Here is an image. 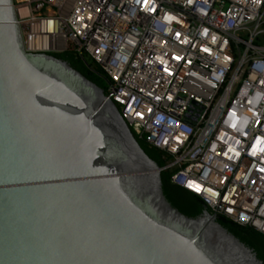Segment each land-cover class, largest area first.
I'll use <instances>...</instances> for the list:
<instances>
[{"label": "water", "instance_id": "water-1", "mask_svg": "<svg viewBox=\"0 0 264 264\" xmlns=\"http://www.w3.org/2000/svg\"><path fill=\"white\" fill-rule=\"evenodd\" d=\"M105 90L28 53L0 0V264H264L208 209L168 200Z\"/></svg>", "mask_w": 264, "mask_h": 264}, {"label": "built area", "instance_id": "built-area-1", "mask_svg": "<svg viewBox=\"0 0 264 264\" xmlns=\"http://www.w3.org/2000/svg\"><path fill=\"white\" fill-rule=\"evenodd\" d=\"M28 53L101 68L172 182L264 235V0H14Z\"/></svg>", "mask_w": 264, "mask_h": 264}, {"label": "trees", "instance_id": "trees-1", "mask_svg": "<svg viewBox=\"0 0 264 264\" xmlns=\"http://www.w3.org/2000/svg\"><path fill=\"white\" fill-rule=\"evenodd\" d=\"M53 56L68 62L73 68L82 73L89 80L97 84L99 87L104 88L103 81H105V75L101 68L96 64L77 58L72 53L54 54ZM137 140L144 151L160 168H164L167 165V161L164 159V154L161 151L151 147L146 141L141 140L138 137ZM161 175L164 191L168 200L182 214L190 218H196L207 210V207L201 198L189 193L182 187L173 184L172 173L170 171H163ZM218 222L243 243L252 248L258 258L264 262V235L262 233L253 228L241 227L224 216H218Z\"/></svg>", "mask_w": 264, "mask_h": 264}, {"label": "rangeland", "instance_id": "rangeland-1", "mask_svg": "<svg viewBox=\"0 0 264 264\" xmlns=\"http://www.w3.org/2000/svg\"><path fill=\"white\" fill-rule=\"evenodd\" d=\"M103 87H104L103 88L104 90H106V91L108 90V84L106 81H103Z\"/></svg>", "mask_w": 264, "mask_h": 264}, {"label": "snow or ice", "instance_id": "snow-or-ice-1", "mask_svg": "<svg viewBox=\"0 0 264 264\" xmlns=\"http://www.w3.org/2000/svg\"><path fill=\"white\" fill-rule=\"evenodd\" d=\"M262 151H264V149H262Z\"/></svg>", "mask_w": 264, "mask_h": 264}]
</instances>
